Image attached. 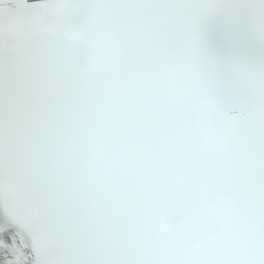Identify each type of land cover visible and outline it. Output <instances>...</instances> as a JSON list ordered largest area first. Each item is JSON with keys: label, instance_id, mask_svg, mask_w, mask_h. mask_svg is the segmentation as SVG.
<instances>
[{"label": "snow or ice", "instance_id": "obj_1", "mask_svg": "<svg viewBox=\"0 0 264 264\" xmlns=\"http://www.w3.org/2000/svg\"><path fill=\"white\" fill-rule=\"evenodd\" d=\"M0 264H264V0H0Z\"/></svg>", "mask_w": 264, "mask_h": 264}]
</instances>
